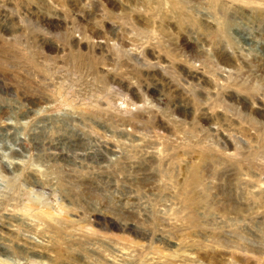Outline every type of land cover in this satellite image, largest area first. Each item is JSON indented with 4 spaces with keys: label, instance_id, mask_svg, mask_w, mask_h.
<instances>
[{
    "label": "rangeland",
    "instance_id": "rangeland-1",
    "mask_svg": "<svg viewBox=\"0 0 264 264\" xmlns=\"http://www.w3.org/2000/svg\"><path fill=\"white\" fill-rule=\"evenodd\" d=\"M0 264H264V0H0Z\"/></svg>",
    "mask_w": 264,
    "mask_h": 264
}]
</instances>
